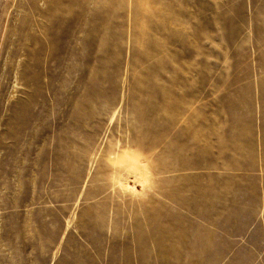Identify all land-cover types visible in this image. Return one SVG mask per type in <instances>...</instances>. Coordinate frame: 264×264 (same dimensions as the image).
Listing matches in <instances>:
<instances>
[{
	"label": "rangeland",
	"instance_id": "obj_1",
	"mask_svg": "<svg viewBox=\"0 0 264 264\" xmlns=\"http://www.w3.org/2000/svg\"><path fill=\"white\" fill-rule=\"evenodd\" d=\"M0 264H264V0H0Z\"/></svg>",
	"mask_w": 264,
	"mask_h": 264
}]
</instances>
